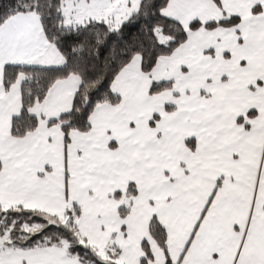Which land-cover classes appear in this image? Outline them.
I'll use <instances>...</instances> for the list:
<instances>
[{"label":"snow or ice","instance_id":"1","mask_svg":"<svg viewBox=\"0 0 264 264\" xmlns=\"http://www.w3.org/2000/svg\"><path fill=\"white\" fill-rule=\"evenodd\" d=\"M0 264H264V0H0Z\"/></svg>","mask_w":264,"mask_h":264}]
</instances>
